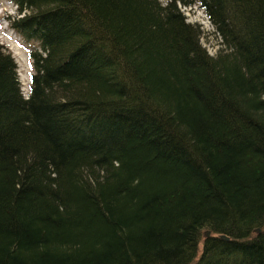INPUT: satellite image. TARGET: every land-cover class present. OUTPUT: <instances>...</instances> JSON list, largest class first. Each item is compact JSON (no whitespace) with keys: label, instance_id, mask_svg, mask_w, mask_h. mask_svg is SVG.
Returning <instances> with one entry per match:
<instances>
[{"label":"trees","instance_id":"trees-1","mask_svg":"<svg viewBox=\"0 0 264 264\" xmlns=\"http://www.w3.org/2000/svg\"><path fill=\"white\" fill-rule=\"evenodd\" d=\"M11 2L0 264H264V0Z\"/></svg>","mask_w":264,"mask_h":264},{"label":"rangeland","instance_id":"rangeland-1","mask_svg":"<svg viewBox=\"0 0 264 264\" xmlns=\"http://www.w3.org/2000/svg\"><path fill=\"white\" fill-rule=\"evenodd\" d=\"M14 7L11 0H0V46L10 51L14 57L19 81L24 86L29 80L30 73H32L29 52L36 47V42L25 41L11 26L9 18L14 15ZM181 9L188 22L200 26L203 31L200 42L209 54L214 55L218 47L220 48V45L217 44L220 39H218L217 33H214V29L206 15L196 6L192 9ZM23 90L26 92V88Z\"/></svg>","mask_w":264,"mask_h":264},{"label":"bare ground","instance_id":"bare-ground-1","mask_svg":"<svg viewBox=\"0 0 264 264\" xmlns=\"http://www.w3.org/2000/svg\"><path fill=\"white\" fill-rule=\"evenodd\" d=\"M13 4V3H12ZM14 5V4H13ZM15 6V5H14ZM16 7V6H15ZM17 73H18V71H17ZM31 74V73H30ZM29 77H30V75H29ZM30 84H31V81H30V78H29V80L27 81V83L23 86L21 83H20V86H21V89H22V92H23V94L25 95V96H27L28 95V93H29V87H30ZM26 88V92H24L25 90H23V89H25ZM223 235V234H222Z\"/></svg>","mask_w":264,"mask_h":264},{"label":"water","instance_id":"water-1","mask_svg":"<svg viewBox=\"0 0 264 264\" xmlns=\"http://www.w3.org/2000/svg\"><path fill=\"white\" fill-rule=\"evenodd\" d=\"M256 232H259V229H256ZM209 234H210V231H206L205 232V237H208L209 236ZM220 239H223V240H229V237L228 236H226V235H219L218 236Z\"/></svg>","mask_w":264,"mask_h":264}]
</instances>
